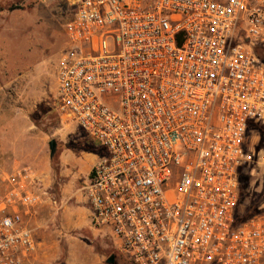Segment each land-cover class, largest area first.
Masks as SVG:
<instances>
[{
  "label": "built area",
  "instance_id": "obj_1",
  "mask_svg": "<svg viewBox=\"0 0 264 264\" xmlns=\"http://www.w3.org/2000/svg\"><path fill=\"white\" fill-rule=\"evenodd\" d=\"M34 1L72 11L55 97L105 151L83 188L93 225L131 264H264V206L235 222L239 174L264 164V0ZM36 180L0 178V264L35 251Z\"/></svg>",
  "mask_w": 264,
  "mask_h": 264
},
{
  "label": "rangeland",
  "instance_id": "obj_2",
  "mask_svg": "<svg viewBox=\"0 0 264 264\" xmlns=\"http://www.w3.org/2000/svg\"><path fill=\"white\" fill-rule=\"evenodd\" d=\"M71 15L61 1L0 0V178L21 168L37 176L34 191L42 203L24 217L36 247L22 264H108L111 256L112 264H131L109 229L93 225L83 195L91 170L86 175L78 161L103 151L56 107L54 71ZM60 158L64 176L54 188ZM247 190L264 192V164L252 172Z\"/></svg>",
  "mask_w": 264,
  "mask_h": 264
},
{
  "label": "trees",
  "instance_id": "obj_3",
  "mask_svg": "<svg viewBox=\"0 0 264 264\" xmlns=\"http://www.w3.org/2000/svg\"><path fill=\"white\" fill-rule=\"evenodd\" d=\"M254 53L261 59H264V49L255 48ZM260 135H264V130L257 129ZM102 150V149H101ZM95 151V150H94ZM103 151V150H102ZM54 153L51 155V159H53ZM104 155L101 153V156ZM59 165V163H58ZM57 167V165H56ZM58 169L53 168V186L56 188L55 180L58 178ZM250 180L249 173H245L243 171L239 174V203L238 208L235 212V222L243 223L250 219L255 218L263 211L262 206H264V192L260 191L259 195H255L253 193H248V184ZM263 192V193H262ZM59 198V197H58ZM243 206V209L240 210V207Z\"/></svg>",
  "mask_w": 264,
  "mask_h": 264
},
{
  "label": "crops",
  "instance_id": "obj_4",
  "mask_svg": "<svg viewBox=\"0 0 264 264\" xmlns=\"http://www.w3.org/2000/svg\"><path fill=\"white\" fill-rule=\"evenodd\" d=\"M102 157V156H101ZM101 157L92 156V157H83L78 161L79 166L84 170L85 174H89L90 170L100 161ZM60 177L63 175V158H60Z\"/></svg>",
  "mask_w": 264,
  "mask_h": 264
},
{
  "label": "water",
  "instance_id": "obj_5",
  "mask_svg": "<svg viewBox=\"0 0 264 264\" xmlns=\"http://www.w3.org/2000/svg\"><path fill=\"white\" fill-rule=\"evenodd\" d=\"M49 151H50V156L54 153L55 151V143L54 141L49 142ZM108 264H112L113 262V257L111 256L107 261Z\"/></svg>",
  "mask_w": 264,
  "mask_h": 264
}]
</instances>
